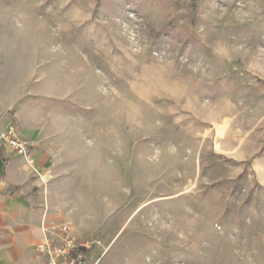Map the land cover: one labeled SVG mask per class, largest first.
<instances>
[{
  "label": "rangeland",
  "instance_id": "obj_1",
  "mask_svg": "<svg viewBox=\"0 0 264 264\" xmlns=\"http://www.w3.org/2000/svg\"><path fill=\"white\" fill-rule=\"evenodd\" d=\"M0 109L83 264H264V0H0Z\"/></svg>",
  "mask_w": 264,
  "mask_h": 264
},
{
  "label": "crops",
  "instance_id": "obj_2",
  "mask_svg": "<svg viewBox=\"0 0 264 264\" xmlns=\"http://www.w3.org/2000/svg\"><path fill=\"white\" fill-rule=\"evenodd\" d=\"M8 126L0 111V133ZM31 150L41 171L45 168L43 156L35 148ZM41 190L40 179L23 158L0 148V264H14L15 259L26 257L27 251L32 253L33 245L43 239ZM45 221L49 225V219Z\"/></svg>",
  "mask_w": 264,
  "mask_h": 264
},
{
  "label": "built area",
  "instance_id": "obj_3",
  "mask_svg": "<svg viewBox=\"0 0 264 264\" xmlns=\"http://www.w3.org/2000/svg\"><path fill=\"white\" fill-rule=\"evenodd\" d=\"M0 148L10 149L22 157L31 171L40 180L43 179L35 166L31 142L20 136L13 126H8L0 133ZM94 243L93 240L76 239L67 225L58 224L43 228L39 252L48 259L49 264H83Z\"/></svg>",
  "mask_w": 264,
  "mask_h": 264
},
{
  "label": "bare ground",
  "instance_id": "obj_4",
  "mask_svg": "<svg viewBox=\"0 0 264 264\" xmlns=\"http://www.w3.org/2000/svg\"><path fill=\"white\" fill-rule=\"evenodd\" d=\"M223 130H224V126H219L218 127V133H219V135H222L223 134Z\"/></svg>",
  "mask_w": 264,
  "mask_h": 264
}]
</instances>
